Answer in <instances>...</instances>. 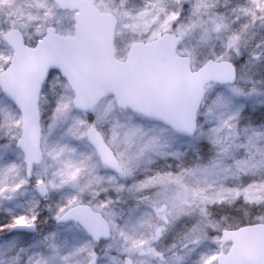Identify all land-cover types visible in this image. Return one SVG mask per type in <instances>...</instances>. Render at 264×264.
Listing matches in <instances>:
<instances>
[{"label": "snow or ice", "instance_id": "obj_1", "mask_svg": "<svg viewBox=\"0 0 264 264\" xmlns=\"http://www.w3.org/2000/svg\"><path fill=\"white\" fill-rule=\"evenodd\" d=\"M0 264H264V0H0Z\"/></svg>", "mask_w": 264, "mask_h": 264}]
</instances>
